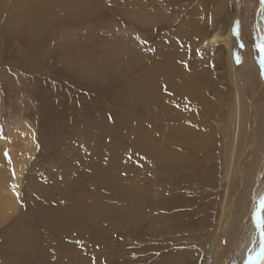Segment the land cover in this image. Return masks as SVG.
I'll list each match as a JSON object with an SVG mask.
<instances>
[{"label": "bare ground", "instance_id": "6f19581e", "mask_svg": "<svg viewBox=\"0 0 264 264\" xmlns=\"http://www.w3.org/2000/svg\"><path fill=\"white\" fill-rule=\"evenodd\" d=\"M82 1L0 0V39L3 40L0 43L3 44L0 49V65L44 68L48 67L51 61H59L62 64L69 58L74 61V53H71L75 52L79 71H70L71 77L84 79L88 75L98 73L106 63L111 64L113 77L106 100L101 104L99 102L98 107L89 106L80 118L70 114L55 117L54 113H50V98L45 93L44 102L48 112L44 124L49 128L54 119L59 118L64 125L63 131L68 130L71 137L68 139L65 134L62 135L59 142L57 139L58 144L76 142V146L70 153L60 154L52 160L54 162L41 166L43 171H39V174L33 175L30 170L32 176L26 179L25 183V205L17 211L16 202L8 218L1 214L0 218L3 216L2 219L8 220V223H5V226L0 225V264H79L70 257V254L75 253L82 263L88 262L87 255L92 253L89 246H97L102 239L109 238L106 237L109 230L103 232L100 227L103 219L110 213L103 207L102 189L107 186L114 187V184L121 183L123 179L127 181L130 177L132 179L139 176L137 171L130 175L127 165L129 161L144 160L138 150L141 146L160 148L157 159L144 160L147 172L154 176L155 180L150 183L148 180L152 176L146 175L142 188L114 192L118 201L124 204L123 228L127 226L126 222L133 210L144 216L145 220L156 207L158 197L160 218H166L167 213L177 217L180 212L177 208L184 200H190L191 205L195 204L192 209L190 207L191 210H186L197 215L199 198L208 197L217 186L222 172L229 174L230 171L226 158L224 162L221 160L220 150L223 144L219 122L222 112L218 109L215 119L212 117L214 113L207 107V97L211 90L210 85L207 87L210 69L204 63L209 60L192 57L195 48L192 46L198 37L194 32L197 22L192 20L196 15V8L188 5L193 4L191 0L175 2L176 13L181 16L176 24L179 30L175 36L168 37L162 32L159 36H154L153 44L148 43L145 46L142 43L143 33L147 32V23L160 19L159 16L152 18L149 14L164 12L165 8H158L164 0H114L117 3L100 11L98 15L103 18L110 14L115 21L126 22L127 29L134 27L139 32L127 35L125 45H122L119 39L113 47L100 50L99 53L107 57L104 63L98 57H92L91 61V55L89 57L84 48H67L64 53L67 60L61 61L58 56L65 47L54 49L51 47V40L62 28L59 23L64 21L68 9L73 5L79 6ZM89 7L97 8V4H90ZM80 8L83 10L82 6ZM219 11L226 12L227 7H220ZM235 14L234 8L231 16L225 17L226 28ZM85 19L92 24L99 21V17L91 15ZM54 24L59 26L57 31L54 27L58 26ZM257 28L264 41V0L257 15ZM138 37L142 39L138 40ZM218 37L217 34L211 36L208 43L216 42ZM165 43L171 46L165 47ZM62 71L63 69L59 70ZM202 73L204 77L200 79ZM260 73L264 83V58L260 62ZM41 85L47 91V77H44ZM60 86L73 91L82 88L79 82L74 87L64 83H60ZM91 86V83H86V87ZM198 87L203 89L197 92ZM6 91L7 88L2 86L1 92ZM211 119L215 120L211 122ZM261 140L257 142L260 147L264 146V133L261 134ZM41 141L47 144L46 137ZM15 162H18L17 159ZM250 162L249 169L244 170L247 171L245 180L248 182L256 173ZM1 163L0 160V165ZM52 165L58 168L54 173H51ZM22 170L23 166L18 167L19 175ZM203 186L209 187L210 190L192 195L181 194L184 189L198 191ZM262 188L263 191L255 192L259 201L258 210L246 227V236L237 250L241 264H249L254 253L261 250L264 241L261 237L264 235V185ZM180 196L182 199L179 200ZM123 228L118 229L122 231ZM60 236L66 241H74V244H66L64 252L54 250L56 239ZM212 242L206 245L210 252L213 248ZM98 256L94 251L88 264H100L99 260L95 261L99 259ZM207 256L210 263L211 256ZM158 258L152 263L174 264L173 258L168 254H162ZM254 259L256 262L251 264H260L264 254L258 252ZM129 261V264H144L131 257Z\"/></svg>", "mask_w": 264, "mask_h": 264}, {"label": "rangeland", "instance_id": "374dc122", "mask_svg": "<svg viewBox=\"0 0 264 264\" xmlns=\"http://www.w3.org/2000/svg\"><path fill=\"white\" fill-rule=\"evenodd\" d=\"M94 1L83 0V3L79 4L83 10L78 5L68 9L64 21L59 23L62 26L59 31H57L59 26L54 24L58 26L54 27L58 33L56 32L51 40V47L54 49L65 47L60 55L57 54L61 61L67 60L64 58L67 48L70 50L84 48L87 55L89 57L91 55V61L92 57H98L104 63L107 57L102 56L100 50L113 47L115 41L119 39L122 45H125L127 35L139 32L134 27L127 29L126 22H117L110 17V14L103 18L98 15L100 11L111 8L117 2ZM176 1L164 0L158 6L165 8L164 12L149 14L152 18L159 16L160 19L147 23V32L143 33V46L148 43L153 44L154 36L157 37L162 32L168 37L176 35L179 30L176 24L181 18L179 13H176ZM94 3L97 4V8L89 7ZM191 3L193 4L188 3V5L196 8V15L192 20L197 22L194 32L198 37L192 46L195 47L192 57L209 60L204 63L210 69L207 87L210 85L211 90L207 97V107L214 113L212 116L214 118L215 114L222 112L219 122L223 144L220 150L221 160L224 162L226 158L228 161L230 175L222 172L217 186L212 189L213 192L208 197L199 198L197 215L188 213L195 204L191 205L190 200H184L177 208V211H180L177 217L167 213L166 218H160L161 211L157 207L158 197L156 207L150 211L145 220L144 216L133 210L130 219L126 222L127 226L123 228L124 204L118 201L114 192L142 188L146 175H151L144 166V160H155L160 154L158 146L139 147L138 150L144 160L129 161L127 165L130 175L133 171H137L139 176L132 179L130 177L127 181L123 179L121 183L114 184V187L107 186L102 189L101 197L104 198L105 203L102 202L103 200L101 202L110 213L103 219L100 227L103 232L109 230L106 237L110 239H102L97 246L96 244L89 246L92 253L87 255L88 262L96 251L99 259L95 261L99 260L100 264H120V262L129 264L130 257L144 264H153L162 254H168L173 258L174 264H241L237 250L246 236V227L258 210L259 201L255 192L263 191L264 185V146L260 147L257 143L259 140L262 141L261 134L264 133V83L260 73V62L264 58V41L257 28V15L262 0H191ZM223 4L226 5L222 6ZM220 7H227V11L220 12ZM234 8L235 17L226 28L225 17L231 16ZM88 15L99 17V21L94 24L87 22L85 18ZM215 34L219 36L217 41L208 43L209 38ZM137 39L140 40L142 37ZM2 41L0 39V43ZM170 46L165 43V47ZM1 47L3 44L0 45V49ZM73 53L74 61H70V58L65 64L51 61L50 65L44 68L29 65L27 67L0 65V147H2L0 148L2 150L0 151L2 162L0 216L2 214L8 218L16 202L17 211L25 205V183H27L26 179L32 176L30 170L33 171V175L39 174V171H43L41 166L54 162L52 160L60 154L70 153L76 146V142L58 144L62 135L65 134V138L68 139L71 137L68 130L63 131L64 125L59 118L54 119L53 125L49 128L44 124L48 112L44 102L45 93L50 98V113H54L55 117L60 114H70L75 118H80L90 107H95L99 102L101 104L108 96L107 90L111 88L113 78L111 64L106 63L98 73L88 75L84 79L77 78L78 76L71 77L70 71H79L76 63L77 55L75 52L71 55ZM60 69L63 71L59 72ZM44 77H47L49 82L47 91L41 85ZM203 77L202 73L200 79ZM78 82L82 88L75 91L60 86V83H64L74 87ZM86 83H91L92 86L86 87ZM2 86L7 88L4 93L1 92ZM202 89L203 87H198L197 92ZM215 119H211V122ZM44 137L47 138V144L41 141ZM234 157H237L236 160L230 163ZM15 159L18 162L14 163ZM248 162L254 167L253 169H256L249 182L245 180L247 171H244L250 167ZM22 166L23 170L19 175L17 170ZM51 168H53L51 173L58 169L55 165ZM154 180L152 176L148 181L154 183ZM220 184L222 185L219 186ZM117 186L119 187L116 189ZM202 188L198 191L184 189L181 194L192 195L210 190L209 187ZM142 212L144 213V205ZM2 218L4 217L0 218V225L5 226L8 220ZM119 227L123 228L122 231L118 229ZM210 241H213L212 252L206 247ZM67 243L74 244V241H66L60 236L56 239L54 250L64 252ZM70 255L77 263L88 264V262L82 263L77 253ZM207 255L211 256L210 263ZM260 264H264V259Z\"/></svg>", "mask_w": 264, "mask_h": 264}, {"label": "water", "instance_id": "95a60500", "mask_svg": "<svg viewBox=\"0 0 264 264\" xmlns=\"http://www.w3.org/2000/svg\"><path fill=\"white\" fill-rule=\"evenodd\" d=\"M262 238H263V240H264V235H262L261 236ZM264 241H263V243H262V245H261V250H258V251H256L255 253H254V255H253V257L250 259V261H249V264H251L252 262L253 263H255L256 262V259H254L256 256H257V254H258V252H259V254L260 253H262V254H264ZM260 251H262V252H260Z\"/></svg>", "mask_w": 264, "mask_h": 264}]
</instances>
